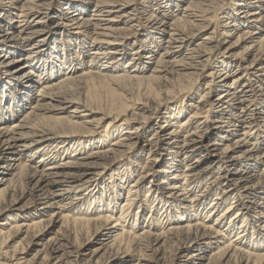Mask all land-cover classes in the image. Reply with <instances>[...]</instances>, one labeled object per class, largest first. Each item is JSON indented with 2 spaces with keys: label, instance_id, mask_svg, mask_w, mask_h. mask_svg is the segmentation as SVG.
Returning <instances> with one entry per match:
<instances>
[{
  "label": "bare ground",
  "instance_id": "6f19581e",
  "mask_svg": "<svg viewBox=\"0 0 264 264\" xmlns=\"http://www.w3.org/2000/svg\"><path fill=\"white\" fill-rule=\"evenodd\" d=\"M8 213L0 264H264V0H0Z\"/></svg>",
  "mask_w": 264,
  "mask_h": 264
},
{
  "label": "rangeland",
  "instance_id": "374dc122",
  "mask_svg": "<svg viewBox=\"0 0 264 264\" xmlns=\"http://www.w3.org/2000/svg\"><path fill=\"white\" fill-rule=\"evenodd\" d=\"M64 4L63 3H57V4H55V6H57V7H60L61 8V6H63ZM90 11H91V9H90ZM64 40H67V38L66 39H64ZM242 49H238V51H241ZM89 52V51H88ZM19 55V54H18ZM69 55H71V54H69ZM86 57H88V55H86ZM88 58H86V60H87ZM129 59V58H128ZM128 60H126V62H127ZM125 62V63H126ZM70 70H64L63 69V71H62V74L63 73H68ZM61 75V74H60ZM59 75V76H60ZM57 77V76H56ZM98 77H93V79L92 78H90V79H85L83 82H81L80 83V85L78 84L76 87H74V92H76V95H77V97H78V99L80 100V101H83L84 103H86V104H88V105H92L93 107H101V108H104V109H106L107 107H109V106H111L110 105V100L112 99L109 95H107V94H109V88H111V89H113L114 88V90L116 91H118V94H121L122 95V97H124V98H129V97H134L135 98V96H136V98H140V97H143V96H141V95H144L146 92H145V89H146V87L147 86H145L146 84H145V82H144V80H138V79H130L129 80V82L128 81H126V82H124L125 80H123V81H120L121 82V84L123 85V87H121L122 85H120V82L119 83H111V85L110 84H108V83H110V82H108L107 81V84H105V82H106V80H105V82L103 81L104 79H100V78H98ZM135 80H138V81H135ZM141 82H143V85L144 86H142V84H141ZM207 82V80L206 79H203L202 81H201V85H202V87L205 85V83ZM106 86H105V85ZM118 84H119V86L121 87V88H119V86H118ZM109 86H111V87H109ZM37 87V86H36ZM36 87H33V89H32V94H35V92H36ZM132 87H133V89H132ZM78 90H77V89ZM116 88V89H115ZM128 88V89H127ZM121 89V90H120ZM144 89V90H143ZM131 90V91H130ZM107 91V92H106ZM117 91H116V93H117ZM135 91V92H134ZM201 91V88H200V90L198 91V92H200ZM106 92V93H105ZM119 92H121V93H119ZM139 92H141V93H139ZM126 94H128V96L126 95ZM196 94H197V92H196ZM96 95H98V96H101V98L102 99H98L99 101H97V99H96V101H95V99H93ZM106 95V96H105ZM131 95V96H130ZM140 95V96H139ZM94 96V97H93ZM109 96V97H108ZM81 97V98H80ZM105 98V102H104V99ZM107 98V99H106ZM83 99V100H82ZM109 99V100H108ZM87 100H89V101H87ZM93 100V101H92ZM103 100V101H102ZM183 97H182V99H180V100H178V102H176V103H172V104H170L167 108H171V107H175L177 104H181L182 102H183ZM197 100H199V95H194V98L192 99V100H190V99H187V102L188 103H194V102H196ZM90 101H92V102H90ZM109 103H108V102ZM90 102V103H89ZM97 102H99V103H97ZM92 103V104H91ZM108 103V104H107ZM97 104L98 105H100V106H97ZM105 104H106V106H105ZM102 105L104 106V107H102ZM29 106H30V102H28V104L26 105V107H25V109L24 110H27V108H29ZM22 113H20V114H18V116H17V118H19L20 117V115H21ZM11 121H13V120H11ZM11 121H10V123H11ZM156 121V120H155ZM9 123V122H8ZM47 124L48 125H53L54 124V122H53V120H48L47 121ZM120 124V123H119ZM118 123H117V125H119ZM6 125H7V123H6ZM117 125H113V126H117ZM155 124H152V125H150V127H153ZM112 126V125H111ZM110 126V127H111ZM112 126V127H113ZM110 127H108V128H110ZM105 131H106V127H104V128H102V129H100L97 133H95L93 136H91V137H88L87 139H85V141H87V143H91V142H94L93 144V146H89L90 148H95L96 146H98V143H99V141L101 140H105L106 138H105V135H104V133H105ZM111 138V137H110ZM147 151V150H146ZM24 162H27V160L26 159H24ZM111 175V172L110 173H107V175H105L104 176V178H105V180H107V177H109ZM161 178L159 177L158 178V181L160 180ZM25 179L24 178H22V179H20V180H18V183H17V188H16V191H15V197H18V201L20 202V205H23L27 200H28V196H26L27 195V193H26V191H27V188L25 187ZM129 184V183H128ZM145 190V188H143L142 189V192H143V195H142V197L143 198H145L144 196H145V194L147 193V191H144ZM24 196V197H23ZM14 197V198H15ZM124 200H125V195H123L122 196V198L120 199V201H119V204L121 205V203L122 202H124ZM137 209V208H136ZM135 209V210H136ZM150 205L146 208V210H145V212H144V219H142V220H147V216H149V213H150ZM12 215H14V213H8V214H6V215H0V222L1 221H4V219H7V218H9V217H11ZM133 219V218H132ZM163 220V218L161 217V219H160V221H161V223L163 224V222H164V220ZM20 238H17V239H15V240H13V241H9V243H8V245H6L5 246V243H3V244H1L0 245V263H2V262H4V261H6V257H4V255L3 254H1L3 251H6V250H16V251H22L23 249H24V247L26 246L23 242L22 243H20ZM5 247V248H4ZM36 248H37V246H33L31 249H30V251L28 252V254H25L26 255V257L27 258H31L32 257V255H33V253L36 251Z\"/></svg>",
  "mask_w": 264,
  "mask_h": 264
}]
</instances>
